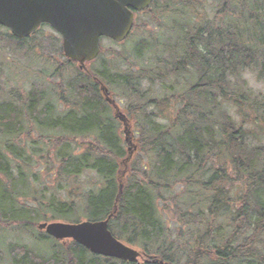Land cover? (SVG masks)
Masks as SVG:
<instances>
[{
  "label": "trees",
  "instance_id": "16d2710c",
  "mask_svg": "<svg viewBox=\"0 0 264 264\" xmlns=\"http://www.w3.org/2000/svg\"><path fill=\"white\" fill-rule=\"evenodd\" d=\"M177 1L186 24L173 20L153 65L125 60L121 72L101 61L64 78L76 64L60 50L57 83L22 92L6 83L0 96L1 232L112 214V235L141 259L43 234L48 253L9 244L0 264H264V94L241 79L249 69L264 83V0H221L212 18L197 14V0ZM176 4L153 0L144 14L174 15ZM5 32L18 49L36 35ZM146 50L133 48L138 59ZM101 86L124 106L130 150Z\"/></svg>",
  "mask_w": 264,
  "mask_h": 264
},
{
  "label": "water",
  "instance_id": "95a60500",
  "mask_svg": "<svg viewBox=\"0 0 264 264\" xmlns=\"http://www.w3.org/2000/svg\"><path fill=\"white\" fill-rule=\"evenodd\" d=\"M151 3L152 0H0V26L16 39H25L41 24H49L62 38L64 57L77 63L82 70L86 63L99 56L100 38L123 42L133 28L134 12L144 11ZM102 90L115 110L116 119L124 125L128 141L125 115L109 98L107 89ZM112 216L97 222L39 223L37 229L56 241H73L93 255L136 261L141 254L119 241L109 230ZM159 264L164 263L160 261Z\"/></svg>",
  "mask_w": 264,
  "mask_h": 264
},
{
  "label": "rangeland",
  "instance_id": "374dc122",
  "mask_svg": "<svg viewBox=\"0 0 264 264\" xmlns=\"http://www.w3.org/2000/svg\"><path fill=\"white\" fill-rule=\"evenodd\" d=\"M197 2L198 3L195 5L197 14H199L200 17L212 18L214 13L218 10V5L221 3V0H197ZM176 3V6L173 8L175 10L174 15L171 13H167V15L162 14L153 8V12H151L152 14L145 13L136 16V26L132 30L130 36L128 37V42L124 44V47L110 40H101L100 62H97L94 65L89 64L87 67L90 68L94 66L95 68L98 67L100 69L101 61H104L108 66H110V68L123 72L126 71L128 67L125 60H128V62L134 67V70L150 64L153 65L154 58L158 52L154 49V46L160 44L161 47H163L164 43H166V40L170 37L169 31L173 25V20H178L182 23H177L179 27L186 24V22L183 23L185 17L179 16V14L183 15L186 11L177 0ZM199 4H201V8L199 7ZM192 20L193 17L190 16L189 22ZM195 22V24H197L199 20H195ZM257 33L264 34V32ZM2 34L7 35L4 28L0 29V35ZM140 41H143V43L147 46V50L144 51L142 59L136 58L133 51L134 46L138 45ZM12 42L7 39L0 38V96L3 91H5L6 83H8V86H11V88H15L14 83H18L20 86L19 91L22 92L24 90H29L31 87L48 89L60 80V76L56 71L58 65L55 64L56 62L53 59H58L60 61L64 59L59 55L61 42L60 37L56 33L52 32L48 27H45L34 37L27 40L26 46L24 45L21 49L15 48L12 45ZM112 51L124 52L125 59H114L115 57ZM78 70V66L73 67L72 69L69 68V71L67 69L63 73V77H73L79 73ZM21 75L24 78H21ZM255 91L264 94V88ZM116 105L119 107L120 112L126 117V112L123 110L124 106L117 101ZM121 129L124 132L122 125ZM128 130H131L129 122ZM128 137H131L130 133ZM43 180L49 186L53 185L51 180L46 178V176L43 177L42 181ZM43 234L44 232L38 231L37 228L25 229L20 226H14L5 232H1L0 230V249L4 251L7 245L18 244L26 245L34 249L36 252L46 254L49 252V243L41 244L37 241V237ZM130 247L137 250V248L133 246ZM2 264L10 263L6 259Z\"/></svg>",
  "mask_w": 264,
  "mask_h": 264
},
{
  "label": "clouds",
  "instance_id": "9594fccd",
  "mask_svg": "<svg viewBox=\"0 0 264 264\" xmlns=\"http://www.w3.org/2000/svg\"><path fill=\"white\" fill-rule=\"evenodd\" d=\"M241 79L247 82V87L253 91L264 88V83L256 80L254 73L249 69H244L241 72Z\"/></svg>",
  "mask_w": 264,
  "mask_h": 264
},
{
  "label": "flooded vegetation",
  "instance_id": "af4514ba",
  "mask_svg": "<svg viewBox=\"0 0 264 264\" xmlns=\"http://www.w3.org/2000/svg\"><path fill=\"white\" fill-rule=\"evenodd\" d=\"M45 27H48L52 32H54V33H56L55 32V30L52 28V26H50L49 24H41L40 25V29L39 30H41V29H43V28H45ZM57 34V33H56ZM58 35V34H57ZM59 36V35H58ZM60 37V36H59ZM61 38V37H60ZM78 66V65H77ZM85 71V70H84ZM86 72V71H85ZM102 95H104V94H102ZM105 96V95H104ZM141 259V258H140ZM139 260V259H138Z\"/></svg>",
  "mask_w": 264,
  "mask_h": 264
}]
</instances>
